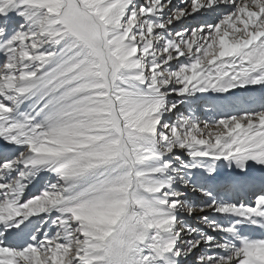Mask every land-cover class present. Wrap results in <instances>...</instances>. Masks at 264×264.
<instances>
[{
    "label": "snow or ice",
    "instance_id": "6c2138e0",
    "mask_svg": "<svg viewBox=\"0 0 264 264\" xmlns=\"http://www.w3.org/2000/svg\"><path fill=\"white\" fill-rule=\"evenodd\" d=\"M0 264H264V0H0Z\"/></svg>",
    "mask_w": 264,
    "mask_h": 264
},
{
    "label": "bare ground",
    "instance_id": "6f19581e",
    "mask_svg": "<svg viewBox=\"0 0 264 264\" xmlns=\"http://www.w3.org/2000/svg\"><path fill=\"white\" fill-rule=\"evenodd\" d=\"M260 92H261V89L259 88V86H254L251 91L249 93H247V95H250V96H259L260 95ZM239 95V93H238ZM175 98V97H173ZM210 114V113H209ZM175 117H173L174 119ZM203 118V117H202ZM30 191H35L34 189H30ZM209 215H211L210 213H208ZM191 223H195V219H193L192 221H190Z\"/></svg>",
    "mask_w": 264,
    "mask_h": 264
}]
</instances>
